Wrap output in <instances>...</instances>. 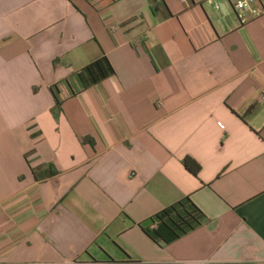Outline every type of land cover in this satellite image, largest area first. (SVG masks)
Instances as JSON below:
<instances>
[{
    "label": "crops",
    "instance_id": "obj_1",
    "mask_svg": "<svg viewBox=\"0 0 264 264\" xmlns=\"http://www.w3.org/2000/svg\"><path fill=\"white\" fill-rule=\"evenodd\" d=\"M233 1L0 0V264H264V0Z\"/></svg>",
    "mask_w": 264,
    "mask_h": 264
},
{
    "label": "trees",
    "instance_id": "obj_2",
    "mask_svg": "<svg viewBox=\"0 0 264 264\" xmlns=\"http://www.w3.org/2000/svg\"><path fill=\"white\" fill-rule=\"evenodd\" d=\"M154 10H158L155 5ZM169 13L166 11V16ZM114 69L106 56L102 55L77 72V76L84 87H89L100 83L106 77L112 75ZM55 105L52 114L55 119L61 112L62 98L55 86L51 87ZM184 166L194 175L200 171L199 163L192 157L187 156L183 159ZM49 168V166H48ZM42 167L33 168V173L37 179L44 178L41 173ZM203 214L200 209L187 196L171 206L161 210L150 218L148 225H143L144 230L156 241L170 243L202 223Z\"/></svg>",
    "mask_w": 264,
    "mask_h": 264
},
{
    "label": "built area",
    "instance_id": "obj_3",
    "mask_svg": "<svg viewBox=\"0 0 264 264\" xmlns=\"http://www.w3.org/2000/svg\"><path fill=\"white\" fill-rule=\"evenodd\" d=\"M256 0H234L233 8L239 19L245 18L247 12L253 15H259L261 10L254 6ZM264 98V95H263Z\"/></svg>",
    "mask_w": 264,
    "mask_h": 264
}]
</instances>
